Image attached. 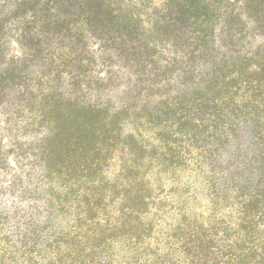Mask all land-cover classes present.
I'll use <instances>...</instances> for the list:
<instances>
[{"label":"trees","instance_id":"1","mask_svg":"<svg viewBox=\"0 0 264 264\" xmlns=\"http://www.w3.org/2000/svg\"><path fill=\"white\" fill-rule=\"evenodd\" d=\"M0 264H264V0H0Z\"/></svg>","mask_w":264,"mask_h":264}]
</instances>
